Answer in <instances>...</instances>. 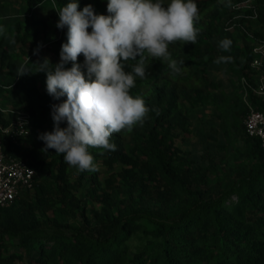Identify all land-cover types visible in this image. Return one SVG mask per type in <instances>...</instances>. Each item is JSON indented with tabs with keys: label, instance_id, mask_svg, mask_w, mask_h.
<instances>
[{
	"label": "trees",
	"instance_id": "trees-1",
	"mask_svg": "<svg viewBox=\"0 0 264 264\" xmlns=\"http://www.w3.org/2000/svg\"><path fill=\"white\" fill-rule=\"evenodd\" d=\"M46 1L24 0L29 9L24 19L0 22V47L29 49L41 40L39 58L55 66L67 42V26L57 28L58 12L72 0H52L56 12L43 17L37 11ZM246 1L194 0L195 44L176 41L168 47L180 72L174 74L164 58H148L145 78H135L130 95L142 98L149 112L131 131L113 134L116 151L89 148L96 171L81 172L55 149L38 153L46 147L43 140L32 149L24 146L22 141L36 131L34 123L21 143L6 142L5 152L27 160L36 174L32 189L0 207V264H264V145L246 134L244 124L245 92L264 112V96L242 83L246 77L256 85L250 76L253 48L245 45L239 58L215 63L225 55L212 45L221 22ZM76 2L78 11L92 5L96 14L110 15L108 0ZM9 56L0 59V77ZM76 63L87 78L83 55ZM122 63L130 73L137 61ZM71 67V61L65 65ZM26 68L33 73L22 75L18 84L34 81L39 96L27 109L38 116L40 127H54L52 105L66 96L53 98L46 89L47 73L36 72L33 62ZM209 104L219 110L227 141L217 154L208 150L203 164L184 156L176 140L180 131L191 132V108ZM0 120L6 121L1 110ZM67 126L66 120L60 124ZM101 159L109 168L124 167L102 181ZM89 199L97 202L94 210Z\"/></svg>",
	"mask_w": 264,
	"mask_h": 264
},
{
	"label": "clouds",
	"instance_id": "clouds-1",
	"mask_svg": "<svg viewBox=\"0 0 264 264\" xmlns=\"http://www.w3.org/2000/svg\"><path fill=\"white\" fill-rule=\"evenodd\" d=\"M78 7L72 0L58 12L57 28L67 26L60 62L53 66L45 59L36 64V72L47 73L48 94L55 99L66 96L63 103L52 105L53 131L39 138L45 142L44 152L55 149L56 154H64L68 165L81 172H94L97 168L89 148L116 151V145L110 143L113 134L131 131L149 112L142 98L130 95L135 78H145L148 58H164L174 74L180 72L168 47L176 41L195 44L198 8L194 0H170L166 6L162 0H108L110 15L96 14L92 5L82 11ZM231 44L225 38L219 47L228 51ZM80 55L87 78L76 63ZM128 60L137 61L130 73L122 63ZM231 60V56H221L215 63ZM70 61L72 67L65 69ZM179 63L183 65L184 61ZM17 73L22 76L33 72L20 66ZM152 111L159 115L158 109ZM65 120L68 126L62 129L60 124Z\"/></svg>",
	"mask_w": 264,
	"mask_h": 264
},
{
	"label": "rangeland",
	"instance_id": "rangeland-1",
	"mask_svg": "<svg viewBox=\"0 0 264 264\" xmlns=\"http://www.w3.org/2000/svg\"><path fill=\"white\" fill-rule=\"evenodd\" d=\"M243 7H236L231 10V16L223 20L220 24V29L217 37L213 40L212 45L218 53L233 58H239L245 45L253 48L256 45V39H264V4L257 5L254 0H248ZM55 3L51 0L44 2L37 14L48 17L56 12ZM29 13L24 0H0V22H14L22 20ZM262 13V14H261ZM230 22V23H228ZM233 25L232 28H227ZM244 26L253 36H249L241 29ZM258 34V35H257ZM230 39L232 44L228 51H224L219 47L220 41L223 39ZM44 42L36 40L31 43L29 49H24L20 45H10L7 51L0 47V59L5 58L8 53L11 55L3 63V74L0 77V88L6 87L0 94V110L6 116H13L14 112L21 109H26L33 102L39 100L37 92L33 90L34 81H26V85L18 84V81L23 79V76H17V69L20 66H29L32 62L36 65L42 63L39 58L40 49L44 48ZM208 48V47H206ZM0 64L2 62L0 61ZM38 66V65H36ZM260 72L250 68L251 78H256ZM228 87V86H227ZM219 100L223 99L222 94H217ZM39 103V102H38ZM40 105V103H39ZM55 105H58L55 103ZM52 113V111H51ZM50 113L49 120L53 122ZM192 113V127L191 132L180 131L177 137V145L181 149L184 156L190 157L196 162H207V151L211 150L213 153L221 151V145L226 143V134L222 127V119L219 116V110L216 105H198L191 108ZM34 128L36 129L31 138H26L22 144L29 148H34L35 144H40L42 140L39 138L44 133H51L54 127H40L38 116L34 117ZM54 123V122H53ZM45 149L44 146L38 148V153ZM217 154V153H216ZM102 181H105L112 173L121 171L123 164L117 163L113 168L105 165L102 159L97 165ZM80 194V193H79ZM89 210H94L97 202L89 199L87 201Z\"/></svg>",
	"mask_w": 264,
	"mask_h": 264
},
{
	"label": "built area",
	"instance_id": "built-area-1",
	"mask_svg": "<svg viewBox=\"0 0 264 264\" xmlns=\"http://www.w3.org/2000/svg\"><path fill=\"white\" fill-rule=\"evenodd\" d=\"M232 27L234 26L229 25L227 28ZM241 29L254 38L244 26H241ZM251 64L253 69L260 70L256 75V85L246 77L242 78V83L255 94L264 96V39H256ZM244 94L248 103V112L244 119L246 134L259 137L264 145V112L252 105L248 101V94L246 92ZM5 118L6 121L0 120V207L9 206L26 190L32 189L36 174V169L27 160L5 152L8 140L12 143H21L20 138L31 132L34 116L29 110L21 109L15 111L13 116L5 115Z\"/></svg>",
	"mask_w": 264,
	"mask_h": 264
}]
</instances>
